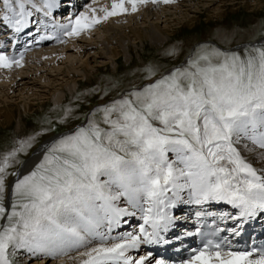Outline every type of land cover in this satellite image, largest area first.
Here are the masks:
<instances>
[{
    "label": "snow or ice",
    "instance_id": "1",
    "mask_svg": "<svg viewBox=\"0 0 264 264\" xmlns=\"http://www.w3.org/2000/svg\"><path fill=\"white\" fill-rule=\"evenodd\" d=\"M160 2L173 0H112L111 9H99L102 18L81 12L62 27L70 29L66 35H78L100 19L126 12L125 3L136 11L137 4ZM44 7L50 10L52 0ZM31 9L40 10L33 0H0V23L20 32ZM13 64L19 66V60L0 52V68ZM98 112L100 120L93 112L17 179L10 208L4 202L6 170L33 138L0 157V220H6L0 225V264H13L10 247L49 257L83 248L72 257L79 264H145L147 257L133 260L128 251L163 239L160 231L173 219L165 209L175 207L185 189L188 203L223 201L239 209L232 219L264 213V169L242 154L259 149L264 160V46L243 53L201 48L186 67ZM122 198L143 212L150 232L141 225L139 235H109L121 217L135 215L117 205ZM105 225L107 232L101 230ZM93 241L99 243L90 246ZM183 264H264V251L226 250L208 241Z\"/></svg>",
    "mask_w": 264,
    "mask_h": 264
},
{
    "label": "bare ground",
    "instance_id": "2",
    "mask_svg": "<svg viewBox=\"0 0 264 264\" xmlns=\"http://www.w3.org/2000/svg\"><path fill=\"white\" fill-rule=\"evenodd\" d=\"M97 1L101 2L97 3ZM217 2H221V4L214 6ZM52 3L53 7L50 10L45 9V12L41 11L43 12L42 20L44 21L43 25L40 24L41 26L37 24L41 23L39 22V20H41L38 18L39 16L36 18L37 21L33 20L35 14L29 18L27 27H25L20 32H16L11 28L6 27L3 23H0V26H2L0 32V52H3L9 57L19 60V66L13 64L10 68H0V88L8 86V90L15 92V90L19 89L21 85H24L23 87L29 89L28 92L31 93V95H34L36 84L34 81L28 78L31 74H34L35 72L36 74H39V72L42 71L41 68L49 66L50 64L52 65V63L57 64L59 60L68 59L69 61H72L74 60L73 58H78V61L82 62L84 70L78 68L76 64H73L74 61L72 66H67L64 72H66L70 78L65 80V84H61V88H58L53 92L51 98L56 104L62 102L63 99L66 98L67 93H72L74 91V88L78 83L77 80L85 79V81H88L91 80L90 78L94 75L91 62L86 58L83 59V53H85V49H92L98 45L97 47H101L103 53L108 57V59L115 58V61H119L121 56H124L128 60L131 57V49L135 48V45L137 46L138 43L144 44L145 42H149L153 47L166 44L169 36L176 34L175 32L177 29L173 28V22H175L174 24L182 23V28L194 27L197 23H199V19L191 16L190 13L192 11L198 12L202 8H205H201V4H204V6L206 4L209 5L205 9H209V7L214 6V12L224 18L227 15L236 14L239 9H242L243 7L246 10L251 9L254 11L264 7V0H173V2L170 3L160 2L137 4V10L132 11V5L125 3L124 7L127 9V11L117 15L116 21L121 22V25L118 29L113 28L114 19L112 20V24L110 21H108V18L115 16L113 15L109 16L107 20L105 19L104 24H106V26L103 25L96 28L97 25H99L96 23L91 27L82 30L83 34L81 35L79 34L82 33V31L79 32L78 35H66L65 33L69 31V29L62 27L65 23L62 24L61 22L65 19H68L70 14L71 17H73V15L80 10V7H84L85 10H82L81 12H85L87 16L92 17L95 15L97 18H102L104 13L99 9L103 7L111 9L112 0H96L95 3H93L91 0H52ZM63 5H69V15L66 13L68 11V9L66 10L67 7L64 8ZM89 7L94 8L97 11L93 14L91 11H89ZM46 12H49V14L45 15ZM176 14H181L182 21L176 19ZM62 16H65V18H61ZM100 21H102V19H100ZM170 21H172V23H170ZM102 27L106 29L107 33L109 32L108 30L111 29H115V31L110 34H106V36L104 35V37L101 36V41L94 40L92 35L98 33L100 31L99 29ZM68 36H71V38L66 39ZM85 37L90 41H87ZM84 39L87 43H80L83 42ZM51 42H58V44L62 42L63 43L61 46L49 47L48 49H46L47 47H43L44 45ZM113 42L118 43V45H112ZM256 44L264 45V38L260 39ZM256 44L254 43V45ZM36 47L40 49H36L37 51H34V53H27L28 55L26 57V50L33 51V48ZM29 71L34 72L29 74ZM74 75H81L82 77L76 79L74 78ZM28 92L26 94H28ZM27 98L28 96L25 95L23 104L20 103L21 105L19 104L17 109H13L10 103H4V101L0 102V126H4L3 124H10L14 119L17 118V115H19L21 119V116L24 113L31 111L34 100L27 102ZM20 106H22V108ZM58 137L60 136L57 135L56 137H49L37 145L32 153L23 162L17 174L11 177L7 188V198L9 200L7 206L9 208L11 205L12 189L17 179L22 178L23 175L28 173L35 167L37 163H39L47 147L54 143ZM259 152V149L253 153L242 152L249 162H251L258 170L264 169V160L259 158ZM184 197L187 198H180L176 201L175 207L167 208L165 211L169 214L171 209L183 206V211L179 214L182 215V218L185 221L189 219L191 220L192 214L190 212H192V209L198 208L200 205L201 212H206L203 211V204L198 205L187 202L189 200L188 193ZM117 203L119 202L117 201ZM124 203L126 206L117 205L119 207L128 208V210L130 212H134L135 215L121 217L119 226H114L109 235L113 237H122L129 232L133 233L134 235H139L141 225H144L145 229L150 232L151 228L149 225L144 224L143 212H141L139 208H132L130 205H128L126 200ZM145 207H147V205ZM210 207L212 208V211H217L220 213L221 217L222 214H228L227 216L223 217H227L228 221L226 224L228 226L239 223L240 219H232V217H238V212L236 209H234V207H232V205L228 203L226 204V202L223 201H212ZM170 224L171 225H168L167 231H160V236L163 239L159 243H141L138 248L130 249L127 255L132 256L134 250H136L142 252V255L139 256L140 258L147 257L145 262H147L149 259H151V261H154L153 259H155L154 263L152 264H155L156 260H164L165 264H183V261L188 260L191 257L193 254V249L198 250L200 248L195 245L191 238H182L181 233H179L176 228L181 226L178 220L175 221L172 219ZM101 230L107 232V225L103 226ZM170 236H174L176 238L180 237L181 245L177 247V242L171 244L165 243L164 241H168ZM185 242L188 243V245L182 246ZM97 243H99V241H93V244L90 246H95ZM229 247L235 251H248L247 245L243 243L242 240L236 242L235 244H227L224 248L227 250ZM19 250L20 253L24 254H21L23 257L18 260L17 264H27V259L31 258L32 256L39 259L36 264H45L49 258H53L45 256L44 254L33 255L26 248ZM84 250L85 249L81 248L79 250L69 252L67 256L61 255L54 257L55 263L79 264V260L72 259V257H78L79 252ZM188 250L190 253H188Z\"/></svg>",
    "mask_w": 264,
    "mask_h": 264
},
{
    "label": "rangeland",
    "instance_id": "3",
    "mask_svg": "<svg viewBox=\"0 0 264 264\" xmlns=\"http://www.w3.org/2000/svg\"><path fill=\"white\" fill-rule=\"evenodd\" d=\"M43 2L45 3L44 0H33L34 4H41H36L38 8L41 9L39 10L40 12L36 9H31L32 13L35 14L33 18L34 21H37L36 18L38 16V18L41 19L39 20V22H41L38 23L39 25L42 24V22L44 23L42 20L43 12L49 10L48 8H44ZM100 2L101 1H97V3ZM220 4L221 2H217L214 6ZM207 6L209 5H200L201 8H207ZM214 6L209 7V9L202 8L198 12L192 11L190 13L191 16L199 19V23L194 27L182 28V23L174 24L175 22L172 23V21H170L174 26L173 28L177 30L175 32L176 34L169 36L166 44L153 47L149 42H145L144 44L138 43L137 46L135 45V48L131 49V57L128 60L124 56H121L119 61H115V58L108 59L101 47H97L98 45L92 49H85L83 59L86 58L91 62L94 75L90 78L91 80L88 81H85V79L77 80L79 84H76L74 91L72 93H67L66 98L59 104H56L55 101L51 99L53 92L61 88V84H65V80L70 78V76L64 72L67 66L76 64L78 68L84 70V66L82 62L78 61V58H73L74 60L72 61L68 59L59 60L57 64L52 63V65L50 64L49 66L41 68L42 71L39 72V74H36V72L31 74L34 71H29L31 75L28 78L36 84L34 95H31V93L28 92L29 89L23 87L24 85L20 86L21 89L18 87L20 90L17 89L15 92L8 90V86L0 88V102L4 101V103H10L13 109H17L20 103L23 104L25 95L28 96L27 102L34 100L31 111L24 113L21 119L20 116L17 115V118L10 124H3L4 126H0V157L20 147V141L33 138L31 140L32 146L26 148L23 152L17 153L15 158L16 162H13L12 166L6 170L9 174L6 176L5 180V206L8 207L9 200L7 198V188L9 180L14 176L12 173L17 174L26 158L32 153L34 148L45 139L53 136L56 137L67 130L83 126L89 118H92L93 112L96 113L95 119L100 120L102 118V113H99L98 109L111 104L117 99H121L133 91L142 90L148 84L154 83L157 79L168 75L176 68L186 67L187 61L193 58L201 48H217L226 52L235 51L243 53L246 48L264 46L256 44L260 39L264 38V7L255 11L251 9L246 10L244 7L242 9L238 8L239 11L236 14L227 15L224 18L214 12ZM79 9L80 10L75 13L73 17H71V14L69 15V9L66 12L69 18L66 16L68 19L63 20L61 23L68 25L70 20H74L82 10H85L84 7H80ZM176 16L177 20L182 21L181 14H176ZM61 18H65V16ZM108 19L111 24L114 19L113 28L118 29L120 27L121 22L116 21L117 15ZM104 22L105 19H102L96 28L103 25L106 26ZM1 28L2 26H0V32ZM99 30L101 32L99 31L92 35L94 40L101 41L104 35L106 36V34L115 31V29H111L108 30L109 32L107 33L106 29L103 27ZM81 34H83V31L79 35ZM69 38H71V36H68L66 39ZM86 40L88 41L89 39L86 38ZM62 43L58 44V42H51L43 47H47L46 49H48L49 47L61 46ZM80 43L85 44L87 42L84 39V41ZM254 43L256 45H254ZM112 45H118V43L113 42ZM36 49L39 50L40 48H33V51L26 50V57L30 52H36ZM81 77V75H74L76 79ZM27 92L28 94H26ZM20 107L22 108V106ZM75 129L58 137L56 140L74 132ZM170 156L172 159H175L173 154H170ZM187 193L188 190L182 191L180 197L187 198L184 197ZM168 195L171 196V193ZM121 200L118 201L119 203L117 204L126 206L124 203L125 200ZM5 223L6 220H0V225ZM21 254L24 253H20L19 249L9 248V259L12 260L13 264H17L18 260L23 257ZM133 254L131 256L134 258L133 260H137L140 258L139 256L142 255V252L134 250ZM153 260L155 261V259ZM37 261H39V259L32 256L27 259V264H36ZM154 261L149 259L146 263L152 264ZM45 264H56L55 258H49Z\"/></svg>",
    "mask_w": 264,
    "mask_h": 264
},
{
    "label": "water",
    "instance_id": "4",
    "mask_svg": "<svg viewBox=\"0 0 264 264\" xmlns=\"http://www.w3.org/2000/svg\"><path fill=\"white\" fill-rule=\"evenodd\" d=\"M248 44H250V43H248ZM241 46H242V45H241ZM75 128H76V127H75ZM75 128L70 129V130H67V131H65V132H63V133H60L59 136H62V135H64V134H66V133H69V132L73 131Z\"/></svg>",
    "mask_w": 264,
    "mask_h": 264
}]
</instances>
